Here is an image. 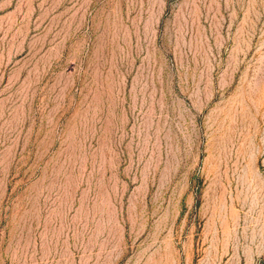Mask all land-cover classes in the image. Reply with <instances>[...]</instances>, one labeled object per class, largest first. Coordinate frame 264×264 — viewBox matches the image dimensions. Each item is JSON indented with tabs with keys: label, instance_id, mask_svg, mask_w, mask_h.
<instances>
[{
	"label": "rangeland",
	"instance_id": "1",
	"mask_svg": "<svg viewBox=\"0 0 264 264\" xmlns=\"http://www.w3.org/2000/svg\"><path fill=\"white\" fill-rule=\"evenodd\" d=\"M0 264H264V0H0Z\"/></svg>",
	"mask_w": 264,
	"mask_h": 264
}]
</instances>
